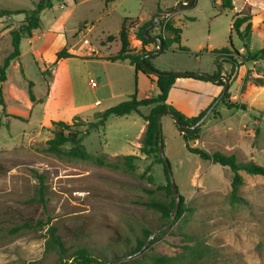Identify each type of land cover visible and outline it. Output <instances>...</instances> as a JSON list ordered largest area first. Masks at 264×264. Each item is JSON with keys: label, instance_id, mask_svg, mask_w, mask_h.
<instances>
[{"label": "rangeland", "instance_id": "rangeland-1", "mask_svg": "<svg viewBox=\"0 0 264 264\" xmlns=\"http://www.w3.org/2000/svg\"><path fill=\"white\" fill-rule=\"evenodd\" d=\"M36 1L0 0V9H28ZM185 3L186 0L55 1L53 8L43 13L41 28L35 31L33 45L41 55L31 53L28 39L23 40L22 55L16 62L22 63V69L8 70L6 93L2 90L4 110L0 103V264H56L59 254L48 246L50 228L68 249L69 262L75 250L86 248L106 264H150L152 256L172 257L174 264H264L263 177L243 172L244 185L238 195L244 203L232 205V171L189 153L174 120L163 117L165 157L185 207L180 219L176 220L178 212L173 219L164 218L161 212L145 205L168 207L172 202L158 155L140 154V159L134 161V171L127 169L121 156H107L135 151L132 143L138 142L143 119L135 113L113 116L107 130H93L90 135H84L86 127L74 119L77 116L94 121V113L126 101L136 86L133 71L93 57L63 59L55 68L42 63L64 48L71 53L75 47L84 55L116 53L125 18L130 19L126 28L131 46L138 52L157 51V44L144 46L138 39L139 27L177 8L161 17L158 27L148 34L170 37L163 33L164 24L170 21L182 29L181 46L193 53L229 47L230 38L244 55L246 46L252 52L264 49V0H232V10H224L220 0H195L180 8ZM241 13L253 17L251 36L244 42L232 31V21ZM43 33L45 37L41 38ZM2 55L7 56V50ZM153 62L167 72L213 75L220 65L221 70L226 69L224 75L232 73L230 64L218 62L208 52L196 59L179 53L176 45L154 57ZM53 69L56 75L51 77ZM260 77H264V61L243 63L233 72L229 101L245 108L235 110L219 103L199 127V138L190 141V146L209 153L234 154L240 162L254 161L264 166V88L254 81ZM188 80L178 82H184L189 89ZM29 81L41 102L28 121L9 117L6 108L11 100L7 89L11 85L28 88ZM220 89L216 99L224 88ZM148 113L149 109H144L143 114ZM52 121L72 125L70 130L80 134L91 159L49 153L46 143L59 131ZM70 147L65 145L63 151ZM97 158H104L105 165L98 164ZM38 176L45 177L44 203L39 201ZM24 222L34 227L11 233ZM147 232L152 235L143 251L130 257ZM198 244L209 253L203 259L189 255L191 246Z\"/></svg>", "mask_w": 264, "mask_h": 264}, {"label": "trees", "instance_id": "trees-1", "mask_svg": "<svg viewBox=\"0 0 264 264\" xmlns=\"http://www.w3.org/2000/svg\"><path fill=\"white\" fill-rule=\"evenodd\" d=\"M57 2H65L67 0H39L35 4V8L32 10H10V9H2L0 10V19L5 17H10L13 15H24V21L18 27L13 29L10 32L11 35V46L10 50L7 52V56L5 57L2 66L0 67V85L7 81V72L10 67L11 61L17 59L21 55V42L25 38H31L33 36V32L40 29L41 27V17L42 14L53 8V3ZM75 2L77 0H74ZM188 0H186L187 2ZM218 0H213L216 2ZM221 7L224 10H232L233 3L232 0H220ZM195 0L193 1V3ZM192 3V4H193ZM161 11L158 9V13ZM252 19L253 17L249 14H237L236 17L232 21V31H234L239 40L244 42V40L249 39L252 33ZM130 20L129 18H125L123 20V24L121 30L119 32V40H120V51L117 55L109 57L108 60L112 62L116 61H129L130 65L135 67L137 72H140L146 75L151 81L156 83L158 88L159 94L153 98H145V99H138L136 94L132 95L128 100L123 101L109 109L97 113L95 115V121L85 122L82 121L79 117H75L74 119L77 121H81L80 126L86 127L84 130V135H90L91 131L97 129H104L106 127L107 121L110 117H123L130 115L132 113H136L141 116L146 122V130L142 137V146L140 148V153L145 156L150 155H158V163L164 166V172L166 174L167 179V187L166 190L168 191L169 195L172 196V202L170 206H163L157 203H146V207L149 209H155L161 212L164 218L170 220L171 212L173 211L175 206V199L172 195V188L169 181L167 169L165 166L164 161L162 160L159 152V145H158V123H157V115L159 113H166L171 112L176 116L180 117L181 123L187 124L189 126L195 125L201 117L205 114V112L210 108V105L206 110H204L199 116L188 118L184 116L182 113L177 111L173 106L167 103L168 95L171 89L174 87L175 83L180 79H185L188 77H166L162 74L171 73V72H162L158 70L154 64V58H146L144 60L145 65L141 62V57L143 55L149 54L151 51H141L138 52L131 46V42L129 40V33L126 28V21ZM154 22V18L149 22L145 23L141 27H139V31L137 34L138 39L142 42L144 46H148L153 44V42L147 41L143 37V29L149 26L151 23ZM244 28V29H243ZM149 33V32H148ZM163 33H167L170 37H165L163 35H159L163 40L164 51L170 50L172 46H177V51L182 54L186 55H194L196 59H200L204 53L208 52L218 62L221 63H228L232 66V73L239 70V67L243 63L248 62H258L264 61V49H261L257 52H252L248 46H246V55L242 54L239 50H237L231 42L230 38V46L224 47L222 49H214V50H203L198 53H193L187 47L181 46V38H182V29L178 28L173 25L170 21H167L163 27ZM176 51V50H175ZM73 57L67 49H63L56 54V61L54 62V66H56L61 60ZM45 73V72H43ZM157 73H161L158 75ZM232 73L228 74L227 77L229 80H232ZM222 75L221 67L219 65L218 70L216 73L213 74V77L218 78ZM201 81L213 83L211 80L207 78H196ZM255 85L259 87L264 86V77L256 78ZM216 85L220 87H225V82L221 79L219 80ZM33 82L29 81L27 94L29 99L32 102H35V94L33 91ZM2 90L0 89V103L5 109L4 100L2 96ZM229 93L227 92L224 97L222 98L220 103H223L228 108L235 110H243L245 108L244 105L233 104L229 101ZM215 101V100H214ZM213 101V102H214ZM151 107L150 112L147 115H143L140 111L141 108H148ZM217 107V106H216ZM215 107V108H216ZM215 109L213 110V112ZM212 112V113H213ZM14 118L21 120L22 118L18 116H14ZM56 126L59 127V131L54 133V137L47 141V151L52 154L56 155H64L70 159H79L88 161L91 159V154L87 151V149L81 143L80 134L76 131H71L72 125L66 122H56ZM68 131V132H67ZM178 131L182 134V138L186 144V148L189 153L198 156L200 159L211 162L214 165H220L224 168H229L232 173V182H231V204L237 205L244 203V200L238 195L239 188L244 185V178L242 173H246L251 176H260L264 178V166L257 164L254 161H246L240 162L238 161L236 155H226L219 151L209 153L202 149L193 148L190 146V141H195L199 138L200 128L197 129H178ZM67 144H70L71 147L68 151H63V147ZM164 146V144H163ZM108 156V155H107ZM119 159H122L129 171H134L136 166L134 161L139 160L140 156L134 155H127L121 156ZM97 163L100 165H105L104 158H97ZM39 179V201L44 203V197L46 192V185H45V177L38 176ZM185 212L184 207V198L180 197V206L178 210V215L176 220L180 219ZM38 225H42L41 222ZM34 226L30 224V222H24L22 225L16 227L11 231V233H17L22 229H32ZM51 233V243L48 246L54 249L59 254V260L56 264H106V262H102L95 258L86 248H78L75 250L70 258V262L66 258L68 249L62 243L60 237L56 236L54 233V229L50 228ZM152 235L151 232L146 233V237L143 241H139L136 248L129 254V256L138 255L141 253L145 247L147 240ZM208 250V247L206 248ZM191 253L189 255H193V259H203L209 253L204 250L200 244L191 246L190 248ZM69 258V259H70ZM175 259L168 256H152L150 259V264H174ZM135 264H141L140 261H136Z\"/></svg>", "mask_w": 264, "mask_h": 264}, {"label": "crops", "instance_id": "crops-1", "mask_svg": "<svg viewBox=\"0 0 264 264\" xmlns=\"http://www.w3.org/2000/svg\"><path fill=\"white\" fill-rule=\"evenodd\" d=\"M38 1H36V3ZM36 3H34V4H36ZM34 8H35V5L32 8H28V9H25V10H32ZM0 10H2V9H0ZM13 10H19V9H13ZM23 21H24V15L23 14L13 15V16H10V17H5V18H1L0 19V24H2V27L0 29V62L1 63H3V61H4L5 57H6V56L4 57V55H2V53L4 51H6V50H7V52L10 50V46H11V35H10V32L13 29L18 28L22 24ZM34 36H35V31L33 32V36L31 38H25V39H28V41H29L28 43L31 46L30 52L31 53H35V54L40 56L41 54L36 51L35 46L33 45ZM40 37L44 38L45 34L44 33L41 34ZM25 39H23V40H25ZM23 40H22V42H23ZM22 42H21V46H22ZM117 44H118V48H117L116 53H109L108 55H99V54H96V53H94L93 55H91V54L84 55L81 52H77L75 47L74 48L72 47L73 50L71 51L70 54H72L73 57H76V56H80V57H83V58H91V57H93V58H96V59H99V60H103L105 62H109V63L115 64V65H119L120 67H129L133 71V74L136 76V86L134 87V91H131L130 93H128L129 94L128 95L129 98L132 95H134V94H136L138 99L156 97L159 94V91H158V88L156 86V83L151 81L146 75H144V74H142L140 72H137L135 70V67L130 65L129 61L112 62V61L108 60L109 57L117 55L118 52L120 51L121 45H120V43H117ZM67 45H69V43ZM1 48H4V50H2ZM21 55H22V51H21ZM21 55H20V57H21ZM17 60H18V58L14 59L13 61H11V64H10V67H9L8 70H10L11 68L22 69V63H20V62L16 63ZM54 61H56V55L53 53V55L51 56V58L47 62L42 60V63L47 65V66L51 65V66H53V68H55V66L53 65ZM153 64H154V62H153ZM154 66L156 67L155 64H154ZM158 70H160L162 72L165 71V70H161V69H158ZM225 70H221L222 74L226 73ZM55 75H56V71H55V69H53V73H52L51 77H53ZM8 77L9 76H8V72H7V81L2 83V86H0L1 90H3L4 94L6 93V91L4 90V86L8 82ZM185 79H189L188 83H190L189 85L191 86V88L187 89L186 87L183 86V83L185 82L184 80H183L184 82H178L177 81L175 83L174 87L169 92L167 103L169 105L173 106L177 111H179L180 113H182L184 116H186L188 118L197 117L212 104V102L216 99L214 96L221 89H220V86L216 85V83H209V82L198 80L196 78H185ZM231 84H232V82L230 83V86H231ZM217 86H218V88H217ZM93 87L96 88L97 86H93ZM125 88L127 90L130 89V87L128 85ZM263 88H264V86H263ZM216 89H217V91L214 94L213 92ZM7 93H8V96H9L10 100H11L10 102H8V104H10V107L8 109L6 108L7 114L9 115V117H13L14 118V116H18V117L22 118L21 120H23V121L30 120L32 118L33 110L35 109L36 104L38 102H41V100L35 94V91H34L35 102H32L29 99L28 94H27V88H25V87H21V86H18V85H11L7 89ZM99 103H100V100L96 101V105H98ZM144 109H149V112H150L151 107L141 108L140 111H141L142 114H143ZM101 112H103V111H101ZM97 113H100V112L94 113V115H93L94 121H95V115ZM143 115H145V114H143ZM139 117H141V116H139ZM14 119H16V118H14ZM80 119H82V118H80ZM17 120H19V119H17ZM82 120H84L85 122L88 121V120H85V119H82ZM108 121H107V124L109 125ZM52 122H60V121H52ZM88 122H90V121H88ZM66 123H68V122H66ZM107 124H106V127L103 130H105V129L107 130L108 129V125ZM146 126H147V122L143 119L142 128L140 130L139 135L137 136V141L138 142L132 143V145L135 147V151H133V153L128 154V155L140 156V154H141L140 153V148L142 146V144H141L142 143V137H143V134H144V132L146 130ZM108 156L115 157V156H127V155L113 154V155H108Z\"/></svg>", "mask_w": 264, "mask_h": 264}, {"label": "water", "instance_id": "water-1", "mask_svg": "<svg viewBox=\"0 0 264 264\" xmlns=\"http://www.w3.org/2000/svg\"><path fill=\"white\" fill-rule=\"evenodd\" d=\"M193 1L194 0H188L187 4H182L180 6V8H186V7L190 6L193 3ZM178 9L179 8L173 9L171 11L162 12L161 14L157 15L154 18V22L153 23H151L149 26H147V27H145L143 29V37L147 41L157 44V47H158L157 51L150 52L149 54L143 55L141 57V62L144 65H145L144 60L146 58H154V57H156V56H158V55H160V54H162L164 52L163 40L160 37L150 36L148 34L149 30L158 27L161 17H163L164 15H169L170 13L175 12ZM157 74L161 75V73H157ZM162 75H164L166 77H184V76L188 77V78H200V77H203V78H207V79L211 80L213 83H217L221 79H224V81H225V87L223 89L222 94L212 103L210 108L205 112V114L201 117V119L195 125L189 126L187 124L181 123L180 117L176 116L175 114H173L171 112L159 113L157 115L159 152H160V156H161L162 160L165 163V166H166V169H167V173H168V177H169V181H170L171 188H172V195H173V197L175 199V206H174L173 211L171 212V218L173 219L174 216L177 214L179 206H180V197L178 196V189H177V186H176V184L174 182L171 166L169 164V161L165 157L164 146H163V134H162V118L163 117L172 118L174 120L175 125L177 126L178 129L186 130V129H197V128H199L205 122V120L209 117V115L213 112L215 107L221 102V100L224 97V95L229 91L230 80L224 74H222L218 78H215V77H213V75L206 74V73H201V72H198V73L171 72V73H166V74H162Z\"/></svg>", "mask_w": 264, "mask_h": 264}, {"label": "built area", "instance_id": "built-area-1", "mask_svg": "<svg viewBox=\"0 0 264 264\" xmlns=\"http://www.w3.org/2000/svg\"><path fill=\"white\" fill-rule=\"evenodd\" d=\"M93 86H96V84H95V83H93Z\"/></svg>", "mask_w": 264, "mask_h": 264}, {"label": "flooded vegetation", "instance_id": "flooded-vegetation-1", "mask_svg": "<svg viewBox=\"0 0 264 264\" xmlns=\"http://www.w3.org/2000/svg\"><path fill=\"white\" fill-rule=\"evenodd\" d=\"M185 4H187V3H185Z\"/></svg>", "mask_w": 264, "mask_h": 264}]
</instances>
